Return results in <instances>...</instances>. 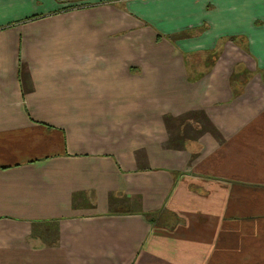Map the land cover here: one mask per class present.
<instances>
[{
    "label": "crops",
    "instance_id": "obj_1",
    "mask_svg": "<svg viewBox=\"0 0 264 264\" xmlns=\"http://www.w3.org/2000/svg\"><path fill=\"white\" fill-rule=\"evenodd\" d=\"M4 0L0 264H264V0Z\"/></svg>",
    "mask_w": 264,
    "mask_h": 264
},
{
    "label": "snow or ice",
    "instance_id": "obj_2",
    "mask_svg": "<svg viewBox=\"0 0 264 264\" xmlns=\"http://www.w3.org/2000/svg\"><path fill=\"white\" fill-rule=\"evenodd\" d=\"M4 3V0H0V16H2V4Z\"/></svg>",
    "mask_w": 264,
    "mask_h": 264
},
{
    "label": "rangeland",
    "instance_id": "obj_3",
    "mask_svg": "<svg viewBox=\"0 0 264 264\" xmlns=\"http://www.w3.org/2000/svg\"><path fill=\"white\" fill-rule=\"evenodd\" d=\"M103 2H105V3H107V2L114 3V2H116V0H105Z\"/></svg>",
    "mask_w": 264,
    "mask_h": 264
}]
</instances>
